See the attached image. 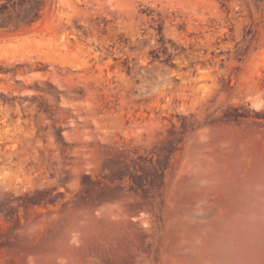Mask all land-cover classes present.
<instances>
[{"label":"rangeland","instance_id":"rangeland-1","mask_svg":"<svg viewBox=\"0 0 264 264\" xmlns=\"http://www.w3.org/2000/svg\"><path fill=\"white\" fill-rule=\"evenodd\" d=\"M0 264H264V0H0Z\"/></svg>","mask_w":264,"mask_h":264},{"label":"trees","instance_id":"trees-1","mask_svg":"<svg viewBox=\"0 0 264 264\" xmlns=\"http://www.w3.org/2000/svg\"><path fill=\"white\" fill-rule=\"evenodd\" d=\"M3 7L7 8L8 4L5 2L3 4ZM40 8H41V4L40 3L38 5H36V6H30V7L27 8V10L29 11V18H30L29 20H33L39 15Z\"/></svg>","mask_w":264,"mask_h":264}]
</instances>
